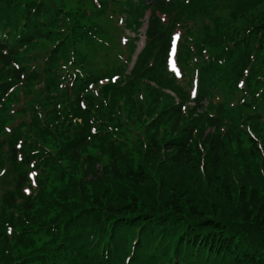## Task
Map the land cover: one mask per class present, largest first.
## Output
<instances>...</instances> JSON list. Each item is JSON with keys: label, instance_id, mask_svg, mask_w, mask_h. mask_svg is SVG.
Returning a JSON list of instances; mask_svg holds the SVG:
<instances>
[{"label": "trees", "instance_id": "obj_1", "mask_svg": "<svg viewBox=\"0 0 264 264\" xmlns=\"http://www.w3.org/2000/svg\"><path fill=\"white\" fill-rule=\"evenodd\" d=\"M0 264H264V0H0Z\"/></svg>", "mask_w": 264, "mask_h": 264}, {"label": "snow or ice", "instance_id": "obj_2", "mask_svg": "<svg viewBox=\"0 0 264 264\" xmlns=\"http://www.w3.org/2000/svg\"><path fill=\"white\" fill-rule=\"evenodd\" d=\"M173 71L177 72V74L179 75L178 70L175 68V66L173 65Z\"/></svg>", "mask_w": 264, "mask_h": 264}, {"label": "rangeland", "instance_id": "obj_3", "mask_svg": "<svg viewBox=\"0 0 264 264\" xmlns=\"http://www.w3.org/2000/svg\"><path fill=\"white\" fill-rule=\"evenodd\" d=\"M143 32H144V30H143V31L141 30V33H143ZM127 33L129 34V31H127ZM132 36H133V35H132ZM142 39H143V38H142Z\"/></svg>", "mask_w": 264, "mask_h": 264}]
</instances>
